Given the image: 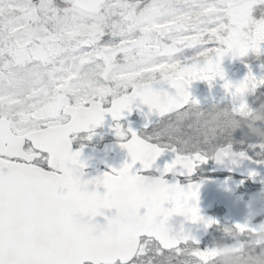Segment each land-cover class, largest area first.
I'll return each instance as SVG.
<instances>
[{
    "label": "snow or ice",
    "instance_id": "snow-or-ice-1",
    "mask_svg": "<svg viewBox=\"0 0 264 264\" xmlns=\"http://www.w3.org/2000/svg\"><path fill=\"white\" fill-rule=\"evenodd\" d=\"M261 45L264 0H0V264H213L211 249L188 246L184 222L173 227L181 215L216 223L199 214L200 183L178 177L221 163L209 149L229 136L222 125L253 111L243 97L264 86L251 71L225 80L222 59ZM217 77L239 103L196 114L190 85ZM140 106L158 119L124 127ZM106 115L130 160L85 178L75 134L90 139ZM165 150L174 158L156 175ZM238 156L232 164L248 159ZM121 189L138 221L106 233Z\"/></svg>",
    "mask_w": 264,
    "mask_h": 264
},
{
    "label": "water",
    "instance_id": "water-1",
    "mask_svg": "<svg viewBox=\"0 0 264 264\" xmlns=\"http://www.w3.org/2000/svg\"><path fill=\"white\" fill-rule=\"evenodd\" d=\"M170 92L174 91L171 89H166ZM189 90V89H188ZM133 111H136L141 118V125L144 123L143 113L147 112L146 106H140L139 109L134 108ZM130 114L126 115L129 117ZM126 117L124 119H126ZM122 119V120H124ZM158 117L153 114L148 117V122H154ZM114 122L110 116L106 115L103 123L93 129V131L98 130L103 126H110ZM79 133H87L81 131ZM78 133V134H79ZM72 149H75L72 146ZM81 151V160L84 161L85 167L83 172L85 174V178H92L101 175L104 172L110 171L111 169H118L124 162L129 161L130 157H128L127 150L123 149L116 143H110V145H104L100 150H97L92 147H84L79 149ZM248 157L247 153L244 152ZM171 154V155H170ZM111 155V156H110ZM174 153L168 150H165L160 157L157 158L153 172L159 175L158 172H155V169H162L165 163H170L174 158ZM214 161V160H213ZM139 168V164L135 166ZM105 169V170H103ZM213 172L216 173H225V174H234L238 177H245L252 181V183L256 184V178H258L261 174L264 173V161L258 162L253 159H244L238 161L237 164H232L231 162H227L224 164H218L214 161L213 164ZM249 172H255L254 176H249ZM170 175L171 178L169 182H173V176ZM195 171L191 176H195ZM166 177V176H165ZM164 177V178H165ZM180 178H188L190 176H179ZM201 187L199 189L198 201L196 202V206L199 209V214L201 217L206 219H213V215L211 212L215 210V208H223L224 213L222 214V220L231 225L236 229V232L239 236H242L244 232H255L252 229L258 228L261 225H264V222L252 224L255 219L259 218L263 213L262 210L259 209L260 203L254 201V196L259 192H253L250 195L248 201H244L242 195H236L238 188L242 187L243 182H238L233 178L229 177H220V179H202L199 182ZM91 188V186H90ZM101 193L103 192V188L99 187L97 189ZM127 193V192H126ZM127 198L130 201V195L127 193ZM191 203V202H190ZM136 211V210H135ZM183 217L181 215L179 218H174L173 227L176 226L177 221ZM97 222L103 223L102 218H96ZM184 229L194 238L193 240L188 241V243H192L195 246L202 245V241L207 238L210 230L212 229V225L205 227L202 221L199 222H187L186 219L183 220ZM248 225L247 230L238 229L236 225Z\"/></svg>",
    "mask_w": 264,
    "mask_h": 264
},
{
    "label": "rangeland",
    "instance_id": "rangeland-1",
    "mask_svg": "<svg viewBox=\"0 0 264 264\" xmlns=\"http://www.w3.org/2000/svg\"><path fill=\"white\" fill-rule=\"evenodd\" d=\"M261 47L264 48V45H261ZM190 54V50H185L182 55L186 57ZM179 56L180 54H178V58ZM230 63H235L236 66L231 75L225 80L230 81L233 84L242 80L249 71H251L257 79L264 78V51L259 54L249 52L246 56L237 58H233L230 54L226 55L222 59L221 67H225ZM224 82V80L218 81L216 79L211 82V85L209 82L202 84L200 91L195 96V100L198 101V107L201 109H210L215 105L217 109H230L234 103H239V99L234 101L233 98L226 93L223 88ZM263 88L264 86H259L253 92L246 93L243 97L244 101L249 105L253 112L261 116H264V98L261 99L260 94L258 93ZM235 122L238 121H234V123ZM255 126L260 128L261 131H264V120L256 121ZM227 143H230L233 146V149L238 152H248L249 156L253 159L263 160L264 158V147H261V145L264 144V140L249 134L247 128H236L232 130L230 136L220 141V146ZM200 173L205 174L206 170L201 168ZM262 191H264V186L262 187ZM214 215H216V223L210 236L211 238L206 240L201 248L190 247L200 250L211 249V256L215 260V257L217 256V251L215 250L216 247L222 245H234L236 241H239L240 244L243 245L248 240V237H244L242 240L237 238L234 239L229 234V232L232 231V228L229 225H225L220 220L221 212L217 211ZM257 246L264 245L257 244ZM235 250L239 251L240 249L236 248Z\"/></svg>",
    "mask_w": 264,
    "mask_h": 264
},
{
    "label": "clouds",
    "instance_id": "clouds-1",
    "mask_svg": "<svg viewBox=\"0 0 264 264\" xmlns=\"http://www.w3.org/2000/svg\"><path fill=\"white\" fill-rule=\"evenodd\" d=\"M210 110H218L224 112L225 109H217L216 106H212L211 109H201L196 107L195 113L198 115L206 114ZM258 120H264V116H261L253 111L249 110L247 115L242 117L238 122L232 120L229 116L228 119L222 125L224 131L230 136L233 129L247 128L249 134L264 140V131L255 126V122ZM209 155L213 159H219L220 164L239 160L238 152H234L232 149H225L221 146H213L209 149ZM146 190L152 191L157 185L153 178H146L144 182ZM254 201H257L264 205V191L257 193L254 196ZM113 211L108 215L106 221L105 231L106 233H114L120 229L121 226L132 224L138 221V216L135 209L132 207L130 201L127 198V193L123 189L116 193L114 197V203L112 205ZM104 214L101 209V215ZM187 219L186 216L181 217L177 223L183 222ZM229 234L235 239L239 234L230 231ZM259 242V243H257ZM264 245V227L258 228L255 232L248 234V240L243 245L239 241H236L234 245H222L216 247L217 256L215 257L214 264H264V246L256 250V245ZM239 248L240 250H235Z\"/></svg>",
    "mask_w": 264,
    "mask_h": 264
},
{
    "label": "flooded vegetation",
    "instance_id": "flooded-vegetation-1",
    "mask_svg": "<svg viewBox=\"0 0 264 264\" xmlns=\"http://www.w3.org/2000/svg\"><path fill=\"white\" fill-rule=\"evenodd\" d=\"M236 64L235 63H230L229 65H226L225 67H222L224 74H225V79L229 77L232 73V71L235 69ZM218 81H222L220 78H216ZM215 79V80H216ZM205 83V81H193L191 84V97L195 98V95L199 92L201 85ZM139 122V117L137 116L136 112H134L130 118L125 119L124 121L120 122L124 127L128 126H133L135 123ZM144 128H138L136 131L140 132L143 131ZM89 133L86 134H77L76 139L73 141V146L78 149V147L82 146H93L98 149L103 146V144H110V143H121L122 141L116 137L114 133V124L112 125L110 130H107L106 127L99 129L98 131L92 132L91 138H88ZM209 161V160H208ZM201 168H204L206 172H209L210 169V163L208 162L207 165H204L198 169L200 171ZM199 173V172H198ZM207 175H202L199 173L198 178L196 179H188L187 180H180L181 184H185L191 181L199 180L202 177H206ZM212 177H218L217 175H209ZM244 185L242 189L240 190L241 194L243 193L245 195L244 200H247L249 198V195L253 193V191H262V187L264 186V174L257 180L258 184L256 186L252 185L251 181L248 179H243ZM260 208L262 209V216L254 221L255 223L258 222H264V205L260 204ZM215 214V213H214ZM244 237H248V233L244 235ZM243 237V238H244ZM242 238V239H243ZM262 246H257L256 245V250L259 251V248Z\"/></svg>",
    "mask_w": 264,
    "mask_h": 264
}]
</instances>
